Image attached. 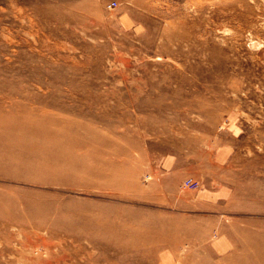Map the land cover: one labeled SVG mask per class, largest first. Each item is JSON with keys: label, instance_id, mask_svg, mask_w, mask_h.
I'll return each mask as SVG.
<instances>
[{"label": "rangeland", "instance_id": "374dc122", "mask_svg": "<svg viewBox=\"0 0 264 264\" xmlns=\"http://www.w3.org/2000/svg\"><path fill=\"white\" fill-rule=\"evenodd\" d=\"M262 54L264 0H0V264H259ZM232 141L203 205L183 182L210 190L196 158Z\"/></svg>", "mask_w": 264, "mask_h": 264}, {"label": "crops", "instance_id": "0c3cea01", "mask_svg": "<svg viewBox=\"0 0 264 264\" xmlns=\"http://www.w3.org/2000/svg\"><path fill=\"white\" fill-rule=\"evenodd\" d=\"M233 143L234 142L232 141L228 145L224 144V146H220L219 148H216L215 152L211 156H209V157L207 156L206 158H201V157L197 156L195 153L191 156L190 155L186 156L188 158L195 159L194 155H196L197 161H199L201 165L206 167L207 174L212 173V175L209 179L210 184L212 185V188L210 190L208 188L204 190L203 188H200V187L196 190H189V191L195 192V195H197V192H198L199 197H197V198L203 205L207 204L209 207L210 206L215 207V206L221 204L222 202L227 201L232 195V192L230 190L231 188L229 187L228 183L225 180L222 181V178H224V176L222 174H219L218 172L215 173L218 178L213 176L214 170L212 168L222 167V163L227 159V157L229 155L230 149L228 147L230 144H232V148H233V145H234ZM210 157H211V159H210ZM162 162H163L164 169L167 172L166 174H170L171 177H174V176L179 177L180 174L184 173V172L188 173V171H184L183 166H182V169L180 168L182 161L180 160V156L177 152H172V151L168 152L163 157ZM193 177H195L196 179L195 178L193 179ZM163 178L165 180H168V178H166L164 176H163ZM191 178L193 180L199 182L197 180V178H201V177L200 176H194V174H192ZM217 179H219L220 182ZM169 181H170V179L164 183L169 184ZM160 183H162V182H160ZM200 189H202V190H200ZM160 192H161L160 193L161 196H162V194L164 195L163 191H160ZM167 195L171 196L170 190L168 191ZM192 196H193V194H192ZM167 202H168L167 204H169V205L173 204V203L170 204L169 201H167ZM177 204L183 205L184 203L182 202V199H180Z\"/></svg>", "mask_w": 264, "mask_h": 264}, {"label": "bare ground", "instance_id": "6f19581e", "mask_svg": "<svg viewBox=\"0 0 264 264\" xmlns=\"http://www.w3.org/2000/svg\"><path fill=\"white\" fill-rule=\"evenodd\" d=\"M13 8H14V6H13ZM10 9H11V6H10ZM19 13H21V12H19ZM19 15V14H18ZM5 29V28H4ZM42 41V40H41ZM40 41V42H41ZM53 41V40H52ZM45 42V41H44ZM57 42V41H56ZM43 43V42H42ZM48 43V42H47ZM46 44V43H45ZM44 44V45H45ZM60 45V44H59ZM252 45H254V44H252ZM261 46V45H260ZM46 47V46H45ZM259 48V47H258ZM262 48H263V46H262ZM50 49H52V48H50ZM60 49V48H59ZM58 49V50H59ZM260 50H261V48H260ZM261 55V54H260ZM263 55V54H262ZM264 56V55H263ZM82 60V59H81ZM89 61V60H88ZM67 62V61H66ZM69 62H71V61H69ZM57 63V62H56ZM83 74V73H82ZM146 87V86H145ZM116 109V108H115ZM119 111V110H118ZM27 115H32L35 119H34V121H33V124H34V129L33 130H30V131H27V132H25V131H23L22 130V127H18V129H19V131H20V134L22 135V136H38V137H46V136H48V135H50V134H52V133H55L56 131H53V129H51V128H48V127H46L45 126V128L43 127V125H42V123H41V120H43V119H46V115L45 114H37V113H34V112H32V111H24ZM43 113V112H42ZM110 113V112H109ZM15 115L16 114H13V113H1L0 112V124H2V126L4 125V129H11V126H12V124H13V119H14V117H15ZM109 115H111V113L109 114ZM109 115H108V117H109ZM56 117H59V118H61L60 116H56ZM110 118V117H109ZM49 119H53L54 120V122L56 123V124H62V125H64L66 122H64L63 120H61V119H55V118H49ZM10 120V121H9ZM128 120V119H127ZM87 127L89 128V132H91V129H93V126L90 124V123H87ZM7 132V131H6ZM8 133V132H7ZM91 174H93V175H95V171L94 170H91ZM96 218V219H95ZM95 218H93L91 221L93 222V223H88V224H92V225H97V224H99V222H98V217H95ZM255 223V222H254ZM113 230V229H112ZM115 230V233H116V235H115V237L112 239V241H114V242H124V239H125V236H129V237H131V236H136V234H134V233H132L133 231H126L125 233H123V234H118L117 233V231H116V229H114ZM72 234V233H71ZM74 235V234H73ZM72 236V235H71ZM80 237V236H79ZM79 237H75V238H79ZM134 239H138V238H134ZM76 240H78V239H76ZM80 240V239H79ZM78 240V241H79ZM141 241H143V239L141 238L140 239ZM161 240H164V238L162 239L161 238ZM69 245H70V243H69ZM1 247V246H0ZM67 248V247H66ZM246 249L248 250V251H250L251 253H253L254 252V250H253V247H252V245H247L246 246ZM39 250V249H38ZM19 251V250H18ZM58 251V250H57ZM80 251V250H79ZM84 251V250H83ZM37 252V251H36ZM42 252V251H41ZM59 252V251H58ZM38 253V252H37ZM253 255H255V254H253ZM256 256H258L259 258H261L259 261V264H264V241L262 242V245L261 246H258L257 247V250H256ZM64 257V256H63ZM62 257V258H63ZM57 259H59V257L57 258ZM28 260H33V259H27V261ZM235 261V260H234ZM32 262V261H31ZM77 263V262H76ZM249 263H252V261H250V260H242V262H234L233 264H249ZM26 264H28V262L26 263Z\"/></svg>", "mask_w": 264, "mask_h": 264}, {"label": "built area", "instance_id": "2783aa9c", "mask_svg": "<svg viewBox=\"0 0 264 264\" xmlns=\"http://www.w3.org/2000/svg\"><path fill=\"white\" fill-rule=\"evenodd\" d=\"M117 6V2L116 1H111L110 3L107 4V9H113ZM198 187V182L193 180V179H187L184 180L183 182V188L185 189H189V190H194L197 189Z\"/></svg>", "mask_w": 264, "mask_h": 264}]
</instances>
